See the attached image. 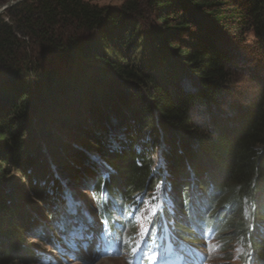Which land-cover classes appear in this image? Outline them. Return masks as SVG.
Returning <instances> with one entry per match:
<instances>
[{
  "label": "trees",
  "instance_id": "obj_1",
  "mask_svg": "<svg viewBox=\"0 0 264 264\" xmlns=\"http://www.w3.org/2000/svg\"><path fill=\"white\" fill-rule=\"evenodd\" d=\"M235 23L254 29L264 56V0H125L117 9L23 0L0 14L1 264L33 260L24 236L42 218L35 202L58 213V174L95 178L102 212L163 174L171 212L184 221L178 236L215 208L209 224L261 245L254 257L264 260V87L222 119L211 115L204 130L194 120L228 93L235 57L222 40ZM120 128L124 138L110 137ZM157 146L159 177L150 165Z\"/></svg>",
  "mask_w": 264,
  "mask_h": 264
},
{
  "label": "rangeland",
  "instance_id": "obj_2",
  "mask_svg": "<svg viewBox=\"0 0 264 264\" xmlns=\"http://www.w3.org/2000/svg\"><path fill=\"white\" fill-rule=\"evenodd\" d=\"M85 1L98 6L117 9L125 0ZM233 26L235 29L232 28L228 32L229 36L226 34L227 36L225 35L222 40L227 44L226 49L235 57V67L230 72V81L227 85L228 93L218 101V108L212 113H208L204 109H198L194 113L195 122L203 130L208 127L211 115L222 119L224 115L230 113L234 106L246 104L255 98L262 86L264 87V56H261L257 49L258 44L254 36V29L247 24L235 23ZM87 121L89 123V120ZM123 131L124 128H120L119 131H110L109 135L112 138L122 139L125 136ZM86 154L89 162L97 167V172L104 174L107 170L106 165L94 152H87ZM150 161L153 175L157 177L158 172L163 173V170H158L160 167L163 168L161 165L163 159L158 146L152 149ZM64 175L58 174L56 176L58 186L63 192L61 193L62 203L60 202L56 208L58 213L56 212L54 217L49 214L43 203L35 202L42 218L36 228L24 236L25 240L22 243L27 251L32 252L33 260L28 262L25 259L15 258L13 262L8 264H53V262L54 264H129V259L133 255L131 249L137 245H141V248L145 250L152 249L158 257L157 264H165L164 258L169 255L170 245H167L166 248L165 235L158 230L156 223L162 219L161 210L165 209L168 215L172 213V200L165 192L166 190H163V174L161 177L158 176L161 180L154 185L152 190H146L142 194L133 196L125 203L115 200L116 205L109 213H102L99 208L100 198H97L92 191L95 178L85 174L83 175L84 180L81 179V181ZM10 177L18 180L19 184L26 189V182L21 174L10 172ZM179 202L180 209L184 211V202L181 200ZM214 211L215 208H209L208 216ZM248 213L246 217L251 218L249 219V224H251L253 218ZM174 214L180 221L177 223L176 220L172 219L171 223L174 224V227L179 225L183 227L184 221L179 218L181 215L177 212ZM86 218L94 221V224L89 226L88 230L82 231L81 225L87 223ZM107 219L110 224L107 223ZM61 225L66 228H59ZM105 227L108 228L110 237L116 240L113 242V246H118L119 254L99 255L95 251L96 240H89V236ZM213 227L216 233L213 228L207 227L204 230L206 232L196 238V244L199 245L197 253L199 254L196 253L197 257L194 260L197 263L252 264L254 261L255 264H264V260L261 261L258 256L255 260L256 257H254V250L261 245L256 244L255 248L250 243L243 241L241 237L236 238L235 234L232 233L233 230L221 231L220 226ZM47 228L53 229L55 233H47L44 230ZM72 230L75 234L70 237L69 233ZM63 233H67L68 237L63 236ZM81 236L83 239L79 238ZM73 244L75 247L72 246ZM85 244L89 245L87 249L83 247ZM191 255L192 253L189 252V257ZM141 264H148V260H142ZM187 264L193 263L188 262Z\"/></svg>",
  "mask_w": 264,
  "mask_h": 264
},
{
  "label": "snow or ice",
  "instance_id": "obj_3",
  "mask_svg": "<svg viewBox=\"0 0 264 264\" xmlns=\"http://www.w3.org/2000/svg\"><path fill=\"white\" fill-rule=\"evenodd\" d=\"M70 195V194H69ZM155 198V197H154ZM100 207H103V205H100ZM87 223L81 225V230L86 231L88 230L89 226H92L94 224V221L91 219L86 218ZM147 231V230H146ZM110 232L107 227L100 229L97 233L93 234L92 236H89V240L95 239L96 240V249L95 251L99 255H113V254H119L118 246L114 247L112 240L110 237ZM83 239V236L79 237ZM75 247V245H72ZM89 245L85 244L83 247L85 249L88 248ZM133 255L129 259V264H141V261L144 259L148 260V264H157L158 257L156 256L155 252L152 249H142L141 245H137L135 248L131 249ZM49 261H51V258H49ZM54 264V262H53ZM178 264H187L181 258V260L178 262ZM194 264V262H193Z\"/></svg>",
  "mask_w": 264,
  "mask_h": 264
},
{
  "label": "water",
  "instance_id": "obj_4",
  "mask_svg": "<svg viewBox=\"0 0 264 264\" xmlns=\"http://www.w3.org/2000/svg\"><path fill=\"white\" fill-rule=\"evenodd\" d=\"M23 0H9L5 4H0V14L4 13L8 8L16 5Z\"/></svg>",
  "mask_w": 264,
  "mask_h": 264
}]
</instances>
